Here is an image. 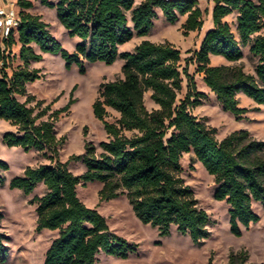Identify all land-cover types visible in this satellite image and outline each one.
Masks as SVG:
<instances>
[{
    "label": "trees",
    "instance_id": "trees-1",
    "mask_svg": "<svg viewBox=\"0 0 264 264\" xmlns=\"http://www.w3.org/2000/svg\"><path fill=\"white\" fill-rule=\"evenodd\" d=\"M41 1L55 7L69 34L81 40L76 50L69 52L40 14L26 11L33 2L18 0V32L6 39L5 48L0 43V119L15 127L3 135L8 146L35 149L51 159L50 163L26 167L23 175L10 181L11 188L26 195L39 184L46 188L43 195L31 200L36 204V230L58 231L44 264H97L101 251L125 258L136 248L111 230L97 207H89L78 196L79 185L94 181L103 183L100 201L127 195L137 217L157 227L161 235L170 234L175 225L195 243L209 238L212 218L182 175V158L190 152L214 176V198L230 205L232 233L241 236V226L259 222L253 203L264 204V140L248 129L235 130L219 139L216 127L194 115L191 110L202 105L207 94L198 90L189 66L196 65L223 110L236 119H243L250 111L241 106L240 93L264 104V0H214V26L186 58L185 66L181 64V49L170 41L143 39L132 51H121L120 47L135 36L151 32L157 8L170 23L186 16L182 26L186 36L202 30L204 11L198 0ZM235 13L239 37L225 20ZM17 44L18 53L14 52ZM245 46L258 58L255 74L246 72L242 64L213 65L211 55L241 61ZM43 53L61 54L68 67L78 64L82 73H86L85 62L113 64L118 58L124 59L123 77L103 82L92 106L109 137L100 142V152L95 144L87 142L84 153L72 154L65 162L56 159L66 137H58L55 123L75 98L71 94L65 106L49 113L52 103L46 104L45 99L28 92V84L43 75L40 68L31 67V62L42 60ZM13 58L22 63L9 72ZM184 77L187 92L180 100ZM147 92L156 108L147 107ZM108 108L120 113L116 121L107 119ZM71 161H82L85 171L75 174L69 168ZM8 168L9 163L0 158V185L5 183L2 172ZM2 219L0 210V223ZM6 240L0 229L2 262L8 254ZM249 259L247 249L231 251L228 264H252Z\"/></svg>",
    "mask_w": 264,
    "mask_h": 264
},
{
    "label": "rangeland",
    "instance_id": "rangeland-1",
    "mask_svg": "<svg viewBox=\"0 0 264 264\" xmlns=\"http://www.w3.org/2000/svg\"><path fill=\"white\" fill-rule=\"evenodd\" d=\"M32 2L33 11L39 13L49 24L50 31L62 46L69 52H74L76 44L81 39L69 34L57 15V9L43 4L41 0ZM198 2L204 10L203 18L207 23L209 20L207 0ZM17 9L21 10L18 3ZM156 11L157 17L154 19L151 32L145 37L135 36L130 42L122 45L120 50L132 51L143 39L155 42L170 41L181 49V64L185 66L186 58L199 46L203 29L191 31L186 36L182 27L185 16H180L175 23H170L160 8ZM228 21L239 37L237 14L231 15ZM36 48L38 50V47ZM18 50L19 44L14 47V52L18 53ZM243 51L244 57L239 62L228 61L222 55H213L212 63L242 64L246 72L255 74L258 58L250 52L249 46L243 47ZM21 63L18 58H13L9 72ZM123 64L122 58H118L113 64L104 61L85 62L86 73H82L78 64L68 67L65 58L59 53H43L42 60L31 62V67L40 68L43 75L28 84V92L35 94L38 99H45L46 104L52 103L49 113L65 106L71 94L75 98V102L55 123L58 137H66L65 142L59 146L56 159L65 162L72 154L84 153L87 142L95 144L98 151H101L100 142L108 140L109 137L103 122L94 115L92 106L99 96L103 82L123 77ZM189 71L195 76L198 90L207 94L203 104L191 111L198 118L205 119L208 124L216 127L219 139L235 130L248 129L257 139L264 140V104H258L246 94L240 93L238 97L241 106L248 107L250 111L243 119L238 120L232 113L223 110L215 94L204 82L203 75L196 71L195 64L189 66ZM74 86L76 87L73 90ZM186 92L187 79L184 77L183 89L179 93L180 100L185 97ZM150 94L146 93V105L153 109L157 105L151 100ZM18 97L22 101L26 99L25 96ZM30 104L34 105L35 102ZM108 109L107 119L116 121L120 113L113 108ZM47 117L48 115L44 118ZM14 129L15 127L8 121L0 119V158L9 163V168L2 172L5 183L0 185V210L3 213L0 229L7 235L8 254L6 260L0 261V264H44L46 251L58 235V231L36 230V204L31 200L35 195H43L46 188L44 184H39L33 193L26 195L18 188H11L10 181L15 176L23 175L26 167L50 163L51 159L44 152L35 149L26 151L22 147L8 146L3 141V135L6 131ZM181 162L182 175L186 183L193 188L199 205L205 208L212 218L209 226L210 237L201 244L195 243L189 234L180 233L175 225L172 226L170 234L161 235L157 227L137 217L127 195L100 201L99 190L103 183L94 181L86 186L79 185L78 196L89 207L98 208L107 218L112 231L128 242L136 244V248L125 258L101 251L97 264H210V259L211 264H228L230 252L241 249L249 251V261L252 264H264V204L259 201L253 203L254 211L260 215L259 222L249 227L241 226L243 233L236 236L230 229V205L224 200L214 198V176L208 173L193 152L184 154ZM69 168L75 174H81L86 166L82 161H71Z\"/></svg>",
    "mask_w": 264,
    "mask_h": 264
},
{
    "label": "built area",
    "instance_id": "built-area-1",
    "mask_svg": "<svg viewBox=\"0 0 264 264\" xmlns=\"http://www.w3.org/2000/svg\"><path fill=\"white\" fill-rule=\"evenodd\" d=\"M21 24L20 11L13 2L0 5V43L5 48V41L15 35Z\"/></svg>",
    "mask_w": 264,
    "mask_h": 264
},
{
    "label": "crops",
    "instance_id": "crops-1",
    "mask_svg": "<svg viewBox=\"0 0 264 264\" xmlns=\"http://www.w3.org/2000/svg\"><path fill=\"white\" fill-rule=\"evenodd\" d=\"M17 1L18 0H0V5L1 4H3V3H7V2H13V3H15L16 4V6H17ZM32 1V0H31ZM207 4H208V15H209V20H208V22L206 23V21L204 20V26H203V31H202V35H201V38H200V41H199V46H200V44H201V41H202V39H203V37H204V35L206 34V32L210 29V28H212L213 26H214V24H213V21L212 20H210V17L212 18V11H213V7H214V0H207ZM198 6L203 10V8L200 6V4H199V2H198ZM33 8V7H32ZM32 8H29V9H26V11H28V12H31V13H34V14H39V13H35L34 11H33V9ZM204 11V10H203ZM211 15V16H210ZM231 16V15H230ZM230 16H227L226 18H225V20H227L228 21V18L230 17ZM186 17V16H185ZM141 37H145V36H141ZM199 46H198V48H199ZM213 58V55H211V59ZM226 59V58H225ZM227 60V59H226ZM217 65H220V64H217Z\"/></svg>",
    "mask_w": 264,
    "mask_h": 264
}]
</instances>
